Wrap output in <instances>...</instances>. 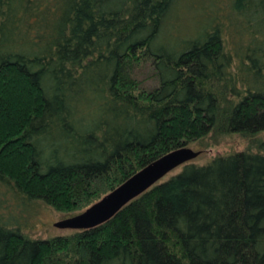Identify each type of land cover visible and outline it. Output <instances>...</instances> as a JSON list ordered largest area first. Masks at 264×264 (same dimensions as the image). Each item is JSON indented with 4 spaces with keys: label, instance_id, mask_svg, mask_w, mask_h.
<instances>
[{
    "label": "trees",
    "instance_id": "1",
    "mask_svg": "<svg viewBox=\"0 0 264 264\" xmlns=\"http://www.w3.org/2000/svg\"><path fill=\"white\" fill-rule=\"evenodd\" d=\"M246 1L0 0V264H264V22L237 15ZM232 135L243 149L181 165L97 226L30 233L42 208L73 216Z\"/></svg>",
    "mask_w": 264,
    "mask_h": 264
},
{
    "label": "water",
    "instance_id": "2",
    "mask_svg": "<svg viewBox=\"0 0 264 264\" xmlns=\"http://www.w3.org/2000/svg\"><path fill=\"white\" fill-rule=\"evenodd\" d=\"M200 154V150L187 146L171 150L142 167L82 212L59 219L53 226L79 230L97 226L110 219L120 208L160 181L170 171L192 161Z\"/></svg>",
    "mask_w": 264,
    "mask_h": 264
},
{
    "label": "rangeland",
    "instance_id": "3",
    "mask_svg": "<svg viewBox=\"0 0 264 264\" xmlns=\"http://www.w3.org/2000/svg\"><path fill=\"white\" fill-rule=\"evenodd\" d=\"M233 8L237 15L242 17L248 24H251L253 27L258 28L264 22V13L262 9L261 0H249L246 2H236L233 5ZM181 14L187 23L184 21L183 26H196L197 19L192 20L194 16L199 14V10L196 6H193L192 9H183L181 8ZM193 23V24H192ZM184 30V29H181ZM183 32V31H182ZM185 33V32H184ZM260 138H264V133L259 135ZM246 142L238 136L232 135L222 140L218 146H214L209 150H206L204 154L194 159L195 162L203 163L216 154L230 153L233 151L241 150L245 147ZM195 150L193 145H189ZM180 167H177L165 175L162 179L167 178L170 175L177 173L180 170ZM60 218V214L53 212L50 209L42 208L39 213L36 214V217L33 219L32 226L33 229L30 232L33 237H48L56 234H63L68 232V229H59L53 226V223Z\"/></svg>",
    "mask_w": 264,
    "mask_h": 264
}]
</instances>
